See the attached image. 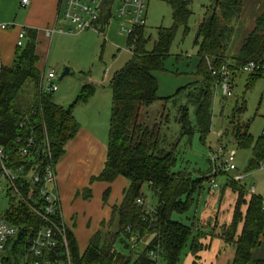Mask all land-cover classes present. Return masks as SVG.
I'll use <instances>...</instances> for the list:
<instances>
[{"label": "trees", "instance_id": "1", "mask_svg": "<svg viewBox=\"0 0 264 264\" xmlns=\"http://www.w3.org/2000/svg\"><path fill=\"white\" fill-rule=\"evenodd\" d=\"M165 1L173 14V26H158L151 48L147 47L149 36L144 29H135L128 36V40L133 41L129 61L114 72L109 82L111 110L107 154L103 170L96 179L109 183L122 175L129 181L128 187L122 193L121 202L114 208L118 216V231L106 232L105 235L99 232L93 234L86 249L80 252L71 230L67 229L71 264H155L148 258L147 252L157 243L161 246L163 261L177 264L181 250L189 241V250L194 256L191 264H196L197 253L202 249L198 238L204 233L198 228L196 232L197 226L194 224L190 227L171 217L172 213L179 214L189 210L202 178L191 177L185 170L173 171L176 163V143L169 141L172 135L163 131V125L168 120V114L165 113L166 103L175 96H158L154 73L163 68L176 25L186 26L191 14L189 5L192 0ZM244 1L215 0L206 6L204 16L197 24L193 42L200 57L197 71L203 79L201 83L179 88L175 93L185 94L186 102L193 106L195 117V123L192 124L187 105L177 109L175 121L180 126L182 135H190L194 127L203 140L209 132L214 80L209 65L216 68L227 64L230 68H237L249 60L264 61V0H258L261 11L254 19L251 29L241 39L237 52L233 55L227 53L230 39L239 28ZM15 48L17 50L13 65H0V146L17 164L20 157L16 148L23 144L22 139L33 136L40 145L47 137L52 151L51 164L55 166L64 153L65 143L79 128V123L73 116L75 105L85 103L95 92V86L85 83L68 106H61L53 101L52 92L40 88L42 72L36 66L34 37L30 35L23 47ZM259 76L261 74L249 75L246 85L250 86ZM160 100L162 109L150 120L146 109ZM244 110L245 100H237L234 114ZM19 122H25V126L20 127ZM231 130L236 145L252 148L251 162L247 170L264 161V135L261 134L253 141L247 124L241 128L239 122ZM225 185L236 194V199L232 221L221 225L218 236L234 246L235 254L229 264H246L252 249L264 238V211L260 204L262 198L255 193L250 194L251 200L246 203L245 211H242L241 204L245 203L244 185L234 178L227 180ZM143 186L149 187L156 197L155 207L146 217L135 203L138 197H143ZM107 190H104L103 195L106 196ZM5 216L16 224L26 223L27 226L21 228L17 237L9 241L0 253V264H20V256L26 244L25 236L32 228L41 226L42 221L27 212L22 204L9 209ZM240 222L242 228L237 234ZM150 234V242L142 250L135 252L134 258L119 252L115 247L118 240L129 247L131 236H136L139 240L140 237ZM258 263L264 264L261 261Z\"/></svg>", "mask_w": 264, "mask_h": 264}, {"label": "rangeland", "instance_id": "2", "mask_svg": "<svg viewBox=\"0 0 264 264\" xmlns=\"http://www.w3.org/2000/svg\"><path fill=\"white\" fill-rule=\"evenodd\" d=\"M211 2L213 1H191L189 5L191 14L186 26L176 25L177 28L171 40L169 53L163 62V68L154 72L157 79L158 96H175L166 103L165 113L168 114V120L163 125V131H166L168 135H172L169 141L176 143L174 146L176 163L173 171L185 170L190 173L191 177L202 178V183L195 191L193 203L189 210L179 214L172 213L171 215L174 220L184 222L190 227L194 215V226H197L198 219L203 215H209L211 211L216 213L220 210L217 221L226 218L224 214L230 213L227 204L232 202L234 193L225 185V182L230 178H235L238 173L244 175V179L240 180V183L244 185V188H242L245 200V203L241 204L242 211H245L246 203L251 200V195L247 193L250 191V186L253 187V192L257 196L264 198V166H261L262 161L258 166L247 170L251 162L252 148L236 145L231 130L239 122L241 128L247 124V129L253 141L261 136L264 125V73L256 78L250 86L246 85L248 83L247 75L238 73L234 77L230 96L223 97L218 89L214 97L211 94L212 118L209 132L203 140L194 127L190 135H182L180 126L175 121L177 109L182 105H187L189 120L192 124L195 123L193 106L191 103L186 102L184 93L176 95L175 93L179 88L193 83L199 84L203 79L197 71L200 57L196 53L197 47L193 41L197 24L204 16L206 6ZM145 13L144 31L149 36L147 47L151 48L157 36L158 26L167 28L173 26V14L165 0H148ZM121 23V19L111 21L106 29V37L90 29L83 31L73 29V33L63 34L59 37L55 35L48 45L42 72L46 74L48 71L53 70L55 73L57 89L52 93L53 99L55 95H59L61 101L71 103L81 91L80 88L85 83H91L95 86V92L88 98L87 104L89 105L91 102L92 107L102 108V111L107 113L110 112V79L114 76V72L129 61L131 56L128 34L120 29ZM62 26L67 29L70 24L64 23ZM236 38L237 32L235 31L230 39L231 43L227 47L228 54H231V44L235 45ZM65 68L68 69V73L61 77V73ZM106 70H108L107 73H105ZM27 85L29 86L28 83ZM241 99L245 100V110L234 114V104L237 100L241 101ZM161 104V100L156 101L146 109L150 120L156 116L157 112L161 111ZM91 105H89L90 108ZM221 147L222 150L218 153V160H216L218 166L215 167L219 170L213 177L214 161L211 160V153L218 152ZM229 150L235 151L234 163L236 169L220 172V170L223 171L222 160ZM212 177L215 186L210 187ZM141 192L146 206L154 209L156 197L149 187L143 186ZM10 205L11 201L6 193L0 192V216L6 214ZM222 209H224L223 212H221ZM211 223L212 221L209 220L207 227L204 228L205 231L207 230L205 233H208L209 236H215L217 233L219 234L221 226L217 222H215V225H211ZM151 237L152 234L140 237L134 249H131L130 246L126 247L125 243L119 240L116 242L115 247L119 252L121 251L126 256L134 258L135 252L142 250L150 242ZM200 244L204 249L205 245ZM129 245H131V242ZM189 245L190 241L181 250L182 253L177 264H189L191 261ZM254 250L255 259L250 258L246 264H259L255 262L257 259L264 260V238H262L259 245L255 246ZM205 264L210 263L206 261Z\"/></svg>", "mask_w": 264, "mask_h": 264}, {"label": "crops", "instance_id": "3", "mask_svg": "<svg viewBox=\"0 0 264 264\" xmlns=\"http://www.w3.org/2000/svg\"><path fill=\"white\" fill-rule=\"evenodd\" d=\"M28 2L27 5H22L21 0H0V22H14V27L0 30V65L5 67L13 65L17 50L15 42L19 30L24 28L26 36L22 44L25 45L28 42L30 35L34 37L36 66L43 72L46 51L55 35L59 37L63 34L73 33L72 30L76 29L72 25L66 29L65 26H62L64 23L59 22L58 12L61 0H29ZM242 10L239 28L236 31V43L235 45L231 44L232 48H230L231 55L237 52L241 39L253 26L254 19L261 11L260 2L245 0ZM108 24L104 27L105 32ZM58 28H61L62 31H59ZM47 32H51L52 35L48 37ZM107 72L108 70L105 71V73ZM53 101L65 107L70 104V102L61 101L59 95H55ZM87 101L88 99L85 103L75 105L73 116L78 121L79 128L65 143L64 153L55 164L56 190L60 196L61 220L71 230L80 252L86 249L93 234L99 232L101 235H105L106 232L116 233L118 231V216L114 212V208L121 202L122 193L129 185L128 179L122 175H118L109 183L96 179L102 172L106 159L110 112L107 113L102 111V108L92 107L91 102L90 108ZM106 189L108 190L105 196L103 192ZM235 199L236 194L234 193L232 202L227 204L230 213L224 214L226 217L224 220L217 221L220 210L216 213L211 211L209 215H203L198 219L195 231L198 228L200 232L204 233L199 236L198 240L205 245V248L197 253L196 264H205L206 261L210 264H229L233 259L235 254L233 244L224 242L218 233L215 236H209L208 233H205L207 230L205 231L204 228L207 227L209 220L212 221L211 225H215V222L220 226L224 223L229 224L232 221ZM223 211L224 209L221 210V212ZM194 220L195 215L191 221L192 224H194ZM241 228L242 222L237 227V234L240 233ZM254 248L250 256L253 259H255ZM193 260L194 256L191 254L189 264ZM260 260L264 262L262 259H257L255 262Z\"/></svg>", "mask_w": 264, "mask_h": 264}, {"label": "built area", "instance_id": "4", "mask_svg": "<svg viewBox=\"0 0 264 264\" xmlns=\"http://www.w3.org/2000/svg\"><path fill=\"white\" fill-rule=\"evenodd\" d=\"M29 0H21L22 5H27ZM58 16L59 22L69 23L77 31L86 29L93 30L97 34L106 37L104 27L114 19H121L120 29L130 36L135 29L145 27V7L148 0H61ZM14 27V22H0V30H8ZM62 31L61 28H58ZM71 31V30H68ZM47 32V36H51ZM26 36L25 29L18 32L15 47H22V41ZM131 42L130 53L133 51ZM212 76L213 97L216 90L223 97L231 95L234 77L238 73L244 75L263 74L264 61L249 60L237 68H230L227 64H221L219 67L209 65ZM107 71V70H106ZM56 76L53 70L46 74L42 73L40 88L47 92H55L57 84ZM20 127L25 126V122H19ZM262 135H264L263 125ZM25 139V138H24ZM23 144L16 148V153L20 157L19 163H15L10 155L0 146V192H5L11 201L10 208L22 204L27 212L38 217L42 223L38 228H32L25 236V247L20 256V264H71L68 256V241L66 238L67 226L61 220L60 196L56 190V166L51 164L52 151L48 138L45 137L42 143L37 144L33 136H27ZM218 152L211 153V160L214 161L212 175H216L218 166ZM235 151L226 152L223 162V171H232L236 169L234 163ZM12 160V162H11ZM264 166V161L261 162ZM236 181L244 179V175L238 173ZM211 186H215L214 178L210 179ZM249 194H253V187L250 186ZM144 197V196H143ZM138 197L135 200L144 212L143 216L149 215L153 208H148L145 199ZM261 208L264 211V198L261 199ZM27 226L26 223L16 224L5 215L0 216V253L4 251L9 241L15 239L21 228ZM136 236H131L129 244L134 249L137 243ZM150 260L155 264H167L162 259L161 246L155 244L147 252Z\"/></svg>", "mask_w": 264, "mask_h": 264}, {"label": "water", "instance_id": "5", "mask_svg": "<svg viewBox=\"0 0 264 264\" xmlns=\"http://www.w3.org/2000/svg\"><path fill=\"white\" fill-rule=\"evenodd\" d=\"M67 73H68V69L65 68V69L63 70V72L61 73V77H62L63 75H65V74H67ZM61 77H60V78H61ZM60 78H59V79H60Z\"/></svg>", "mask_w": 264, "mask_h": 264}]
</instances>
